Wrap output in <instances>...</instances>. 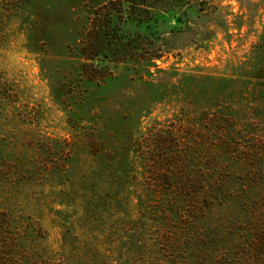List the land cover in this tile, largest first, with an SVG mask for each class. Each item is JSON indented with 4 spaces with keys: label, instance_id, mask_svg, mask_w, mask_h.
Here are the masks:
<instances>
[{
    "label": "rangeland",
    "instance_id": "374dc122",
    "mask_svg": "<svg viewBox=\"0 0 264 264\" xmlns=\"http://www.w3.org/2000/svg\"><path fill=\"white\" fill-rule=\"evenodd\" d=\"M104 1L35 0L17 16L0 9V264H60L68 256L79 259L72 264H141L154 255L160 264H194L196 253L226 252L235 225L245 234L239 243L260 240L259 259L264 84L255 77L264 76V0H204L208 12L159 25L175 32L160 39L167 52L152 65L122 64L91 81L74 49L91 8ZM217 99L233 101L238 122L261 117L251 137L217 158L219 178L238 175L226 187L245 195L242 208L229 199L206 204L199 191L216 137L190 122L215 111L209 102ZM126 173L127 197L113 200L114 181ZM185 176L198 191L193 202L144 189L169 183L176 190ZM98 179L102 197L94 201L84 190ZM242 210L250 232L238 223ZM7 213L20 217L22 248L15 231L3 229Z\"/></svg>",
    "mask_w": 264,
    "mask_h": 264
},
{
    "label": "trees",
    "instance_id": "16d2710c",
    "mask_svg": "<svg viewBox=\"0 0 264 264\" xmlns=\"http://www.w3.org/2000/svg\"><path fill=\"white\" fill-rule=\"evenodd\" d=\"M34 3L35 0H0V9L7 12L9 16H17L26 7L33 6ZM194 9H197L199 12H208L210 6L204 0H106L103 3L94 5L87 16L86 29L74 49L82 73L86 79L91 81L96 79L105 80L113 75L115 67L122 64L134 66L138 64L152 65L156 59L161 58L167 52L166 48L159 43L160 39L170 32H175L169 30V32L162 33L158 30L159 25L165 22L166 19L183 22L182 20L184 18L187 20L188 12L190 10L194 11ZM132 25L136 27L134 31L130 29ZM143 27L145 28L144 32L141 30ZM28 34L29 36L35 35L31 31ZM259 70L262 71V66ZM208 76L211 77V75ZM229 76L231 83L237 82L238 77L232 79V75ZM255 78L262 80L260 82L264 84V76ZM209 103L216 110L212 112L203 110L196 116L195 122H190V125L197 130L207 126L210 137H216L212 143L211 159L213 163L211 169L209 171H200L199 174V191L201 190V194L204 197L203 202L206 204L213 202L218 204L225 203V200L229 199V204L242 208L240 197L243 198L245 195L240 196V194L229 192L226 187L232 183L236 184L239 177L236 173L230 171L225 177L219 178L221 172L217 165V162H219L218 156H227V149L230 146H235V144L239 143L247 135L251 137L249 135L250 127H252V124H256L257 120L261 119V117L250 114L248 115L249 119L238 122L231 114L236 111L233 101H220V99H217L215 101L211 100ZM220 104L221 108L219 107ZM223 111L228 113L225 114ZM227 143H230L228 147L225 146ZM235 166L241 168L239 163H235ZM127 173H130V171L127 170ZM127 173L119 178L117 177V180L114 181L116 187L112 192L114 196H111L113 200H119V198L126 199L127 188L124 184L131 182L129 180L130 176H127ZM164 175L169 177L167 173H164ZM181 178L185 182L180 183L178 188H175L176 190L170 189L167 186L169 183L163 184L160 187L158 186L155 190L148 186L144 187V189L148 190L146 193L147 196L149 192H154V196H161L163 193L170 192L175 203L178 200L186 202L187 198L189 202H193L195 194L198 191H191L192 187H188L187 183L191 182V176ZM98 180L96 184L88 181L86 185L88 188L84 190L85 194H89V198L94 199V201L96 198L102 197V188L98 184L101 182V179ZM205 211V208L200 210L203 219L207 218ZM242 212L243 215L238 218L241 221H238V223L244 220L245 222L241 223L244 230L243 233L250 232L247 229L248 226H251L250 219L246 218L244 210ZM2 219L4 224L3 229L5 231H15L14 238L16 241H14L16 246L24 247L21 242L23 240L22 236L24 235L20 233V230L22 229L21 231L25 232V229L20 227L22 226L20 217L15 218L7 213ZM235 224H237V221H235ZM232 229L230 233H227L229 235V247L226 252L222 254L210 253L211 255H206L205 253L202 256L196 253L193 259L194 264H264V254H261L258 259L254 253L260 240L258 242V240L254 239L251 241L250 239H243V244L239 243L238 238L245 236V234L240 233L239 227L236 225ZM235 240H238V242L235 243ZM241 247H244V249L239 250ZM155 256L152 262H143L141 264H160V260ZM180 257L184 260L182 256ZM201 258L202 262L200 261ZM77 260H72L68 256L60 264H72V261L77 262ZM34 262L38 264L37 260Z\"/></svg>",
    "mask_w": 264,
    "mask_h": 264
}]
</instances>
